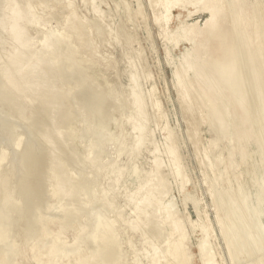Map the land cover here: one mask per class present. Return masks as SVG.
I'll return each instance as SVG.
<instances>
[{
    "label": "rangeland",
    "instance_id": "1",
    "mask_svg": "<svg viewBox=\"0 0 264 264\" xmlns=\"http://www.w3.org/2000/svg\"><path fill=\"white\" fill-rule=\"evenodd\" d=\"M30 1L31 3L28 4ZM44 1L0 0V7H2L0 8V17H2L0 18V228L2 229H0V264H176L177 262L182 264V261L177 260L173 252H170L173 242L178 239L176 235L178 233L170 229L172 227L169 224L172 219L179 222L185 237L183 247L185 257L188 256L186 257L188 263L183 264H264V186L262 184L264 183V110L260 108V101L263 98L259 92L264 87V83L262 85L260 83L264 81H261L260 77L261 82H256L261 87L253 83L255 74L264 76V65H262L264 54H261L264 53V0L223 1L225 7L230 6L227 7V14H229L226 16L228 21L226 24H230L229 29L234 25L231 20L234 19L233 16H237V13L233 14L240 5L252 13H250L248 28H253L246 29L250 39L248 36L245 40L243 37L238 40L240 36L237 30L234 27L230 29L231 34H234L231 35L233 38H231L233 41L231 45L236 47L234 48L235 60L238 57L236 67L237 62L238 66H244L238 67L237 70L235 68L236 75L238 78L241 77L239 81L242 82L239 83L241 86L236 87L239 89L238 93L242 94L237 93L236 87L231 89L234 93L226 87L229 91L227 93V89L223 86L226 84L222 80L223 82L216 85L217 89L215 86L211 89L215 88L208 96L205 94L209 89L207 87L211 83V86L214 84L212 69L209 72L207 68L204 69V63L208 64L206 53L204 54V50L201 49L195 51L191 39L187 40L186 37L189 36V24L192 22L202 24L201 22L208 14V10L203 8V0H184V2L168 0L166 3L160 0ZM226 1L232 2L230 3L232 5L225 4ZM23 6L25 8L29 6L31 11L24 10ZM14 7H19L17 9L20 12ZM253 7H255L254 10H252ZM11 9H13L11 14L14 12L16 14L14 18L11 16L12 20L18 19L15 21L16 26L13 25L14 30L10 26L9 11ZM23 11H27L28 15ZM27 16L31 21L26 19ZM18 28L23 35L27 34V36L24 35L29 46H24L27 49L19 48L17 45V37L22 36ZM9 29L13 34H10ZM110 31L112 32L109 33ZM12 35L15 36L12 37ZM45 41L51 44L52 48L46 45ZM54 41H58L57 44ZM253 43L255 48L253 47L252 50L258 51L255 54L258 53L256 56L259 61L255 54H251L254 53L250 51ZM241 45L245 47L242 48ZM199 51L203 52H200L201 56L206 57H200ZM17 53L21 56L20 58L16 56ZM248 53L254 55L255 59L254 57L248 59ZM44 54L48 55L47 58ZM49 55L52 57L50 58ZM28 56H31V61L26 60ZM38 57L42 58L41 61ZM66 57H69L68 60ZM14 58L18 61L26 58L25 65L21 59L19 62L23 65L17 66L16 64L20 63ZM10 59L16 60V63L12 61L16 67L11 64ZM253 59L256 61H252ZM8 61L13 69L15 67L21 70H13L11 67L12 70L9 69ZM186 61L188 64L185 63ZM257 61L263 62L260 63L262 70L258 67ZM192 62L198 64L201 69ZM27 64H32L34 67ZM180 65H186L189 68L186 69V66L180 67ZM3 67L6 68L3 69ZM28 67L29 73L34 74L35 71V74H29V82L25 84L21 74H24ZM192 67L197 69L193 70ZM31 68L35 70L32 72ZM252 69L254 73L256 71L259 73L252 75ZM38 70H41L43 78L45 73L43 70L48 72L45 73L47 84L39 76ZM174 70V74L178 73L181 76L174 75ZM237 71H241V75ZM13 73L17 74L12 77ZM37 76L40 78L35 81L36 83H32L33 87L31 80L35 77L37 79ZM263 76L262 80H264ZM133 78L137 81L136 83ZM39 80L43 81L39 82ZM187 81L193 83V86ZM15 84L19 89L15 88ZM49 84L51 87H48ZM218 88L222 91L225 88L226 93L221 95ZM200 89L203 92L200 93ZM213 94L217 95V98L213 102L215 105L213 104L211 108L209 99L215 96ZM240 96H244V104ZM228 98L230 101L227 109L229 110L225 121L229 129H224L225 132L220 129L219 119L217 120V116L214 117L212 111L213 106L221 105ZM239 99L242 106L245 105L247 108L244 110L249 116L247 118L245 115L244 120L240 113L232 112V109L233 111L236 109ZM47 106H51L50 109ZM138 110L143 114L142 112L140 114ZM237 125L240 126L237 127ZM247 128L253 130L252 135L247 140L242 139V134ZM235 130H241V133ZM237 135L241 136V139ZM138 140L142 144L137 142ZM154 168L158 169L153 170ZM63 172H66V175ZM258 176H260L259 179ZM25 177L34 181V187L28 190L29 192L26 191L27 193L19 190ZM142 184L145 186L143 187ZM229 191H232L231 194ZM6 200H11L13 204H9V201L7 203ZM141 202H145L148 207L144 203L145 206H142ZM148 202L155 205L152 204L151 207ZM66 204L69 205L66 206ZM140 205L142 208L139 207ZM141 209L143 212L145 210L146 218ZM138 212L143 214L140 213L145 220ZM238 213L240 216L237 215ZM97 232L103 233L102 236L98 234L97 237ZM109 239L110 242L107 241ZM104 244L105 247L107 245L106 248L103 247ZM100 249L106 250L105 254Z\"/></svg>",
    "mask_w": 264,
    "mask_h": 264
},
{
    "label": "bare ground",
    "instance_id": "2",
    "mask_svg": "<svg viewBox=\"0 0 264 264\" xmlns=\"http://www.w3.org/2000/svg\"><path fill=\"white\" fill-rule=\"evenodd\" d=\"M44 1V0H43ZM161 2L162 1H164L165 3L168 1V0H160ZM159 1V2H160ZM187 1V0H186ZM223 1L224 0H203V5H204V9H206V11L208 10V14H207V16H206V18H204V20H203V22H201L202 24H200V25H198L197 24V22H192L191 24H189V29H188V35L189 36H186L187 37V40H188V38H190L191 39V42H192V46H193V49H195V51L196 50H199V49H201V50H204L203 52H204V54L206 53V56H207V59H208V64L206 65V63H204L205 64V66H204V69H208V72H209V70L210 69H212L211 70V73H212V80L214 81V84H213V86H211V81H210V85H209V87H207V88H209L206 92H205V94L208 96L209 94H211V92L210 91H213L215 88H216V85L220 82H225L224 84H226V85H223V86H225V88L227 87L228 89H235V87L236 86H238L239 87V83H242V82H240L241 80L239 79V78H241V77H237V75H236V70H237V68L238 67H244L243 65H241V66H238L239 65V63L237 62V67H236V60L238 61V57L236 58V60H235V56H236V54H235V49L234 48H236V47H234V46H232L231 45V42H233L232 40H231V38H232V36L231 35H234L233 33L231 34V32H232V30H230L231 29V27H230V29H229V25L228 24H226V22H228V21H226V16L229 14H227V11H228V9H227V7H230L229 5H226L227 7H225L224 6V3H223ZM230 1V0H229ZM240 1H242V0H240ZM152 2H154V1H152ZM163 2V3H164ZM183 2H184V0H183ZM227 2V1H226ZM31 3V1L28 3V4H30ZM35 3V2H34ZM44 3H45V1H44ZM87 3H89V2H87ZM91 3V2H90ZM230 3H232V2H230ZM230 3H225V4H230ZM240 3V2H239ZM27 4V3H26ZM27 4V5H28ZM46 4V3H45ZM85 4V3H84ZM92 4V3H91ZM197 4V3H196ZM200 4H202L201 2H200ZM248 4V3H247ZM252 4V3H251ZM32 5V4H31ZM82 5H83V3H82ZM230 5H232V4H230ZM239 5V4H238ZM154 6V5H153ZM200 6V5H199ZM202 6V5H201ZM255 6V5H254ZM16 7V6H15ZM14 7V8H15ZM27 7V6H26ZM93 7V6H92ZM240 7V8H239ZM247 7H248V5H247ZM0 8H2V7H0ZM18 9H19V7H17ZM17 8H15V10H17V11H19ZM23 8H25L24 6H23ZM39 8V7H38ZM202 8V9H203ZM232 8V7H231ZM230 8V9H231ZM249 8V7H248ZM251 8H252V6H251ZM251 8H250V10H251ZM254 8L255 7H253V9L252 10H254ZM257 8V7H256ZM26 9H28L29 10V6L27 7V8H25L24 10H26ZM96 9V8H95ZM7 10V9H6ZM13 9H11L9 12H10V17L11 16H13V18H14V16H16V14H11ZM20 10H22L21 8H20ZM27 10V11H28ZM34 10V9H33ZM32 10V11H33ZM35 10H37V9H35ZM86 10V9H85ZM165 10V9H164ZM251 10V11H252ZM27 11H23V12H27ZM31 11V9L29 10V12ZM38 11V10H37ZM39 11H40V9H39ZM38 11V12H39ZM42 11V10H41ZM96 11V10H95ZM199 11H200V9H199ZM231 11H232V9H231ZM20 12V11H19ZM18 12V13H19ZM158 12V11H157ZM197 12V11H196ZM201 12V11H200ZM28 13V12H27ZM26 13V14H27ZM35 13V12H34ZM74 13V12H73ZM72 13V14H73ZM237 13V16L235 15ZM250 11L247 9V8H243V7H241V5L240 6H238L236 9H235V13L233 14V15H235V16H233L234 17V19L232 18V20H231V22H233V24H231V25H233V27L237 30V33L239 34V36H240V38H238V40H241L242 39V37H243V39L245 40L248 36H247V33H246V29L248 28V25H249V23H250ZM255 13H256V10H255ZM254 13V14H255ZM20 14V13H19ZM26 14H25V16H26ZM32 14H33V12H32ZM48 14V13H47ZM70 14V13H69ZM71 14V15H72ZM252 14V13H251ZM28 15V14H27ZM30 15V14H29ZM35 15V14H34ZM33 15V16H34ZM37 15V14H36ZM50 15V14H49ZM101 15V14H100ZM160 15V14H159ZM190 15V14H189ZM230 15H232V14H230ZM4 16H6V15H4ZM19 16V15H18ZM41 16V15H40ZM47 16V15H46ZM73 16V15H72ZM81 16H82V14H81ZM157 16H158V14H157ZM21 17V16H20ZM29 17H31V15L29 16ZM28 16H27V20L28 21H31V20H29L28 18H29ZM37 17V16H36ZM162 17H163V15H162ZM253 17V16H252ZM257 17V16H256ZM0 18H2V17H0ZM41 18V17H40ZM48 18V17H47ZM68 18V17H67ZM104 18V17H103ZM109 18V17H108ZM31 19V18H30ZM74 19H75V17H74ZM78 19V18H77ZM166 19V18H165ZM254 19V18H253ZM255 19H257V18H255ZM9 20V19H8ZM10 20H11V22H10V26H12L11 28L13 29V25H15L16 26V24H15V21H17V20H12V17L10 18ZM26 20V21H27ZM43 20V19H42ZM42 20H41V22H42ZM79 20V19H78ZM159 20V19H158ZM33 21V20H32ZM257 21H259V20H257ZM264 21V20H263ZM77 22V21H76ZM230 22V21H229ZM17 23V22H16ZM19 23H20V20H19ZM36 23V22H35ZM69 23V22H68ZM260 23V22H259ZM18 24V23H17ZM30 23H28V25H29ZM43 24V23H42ZM67 24V23H66ZM111 24V23H110ZM109 24V25H110ZM257 24H258V22H257ZM43 25H45V24H43ZM252 25H254V24H252ZM260 25V24H259ZM258 25V26H259ZM9 26V27H10ZM71 28H72V30H73V25H72V23H71ZM107 26V25H106ZM2 27V26H1ZM18 27V26H17ZM104 27V26H103ZM185 27V26H184ZM188 27V26H187ZM233 27H232V29H233ZM3 28V27H2ZM66 28V27H65ZM107 28V27H106ZM249 28H251V27H249ZM248 28V29H249ZM253 28V27H252ZM251 28V29H252ZM16 29V28H15ZM19 29V28H18ZM18 29H17V31H18ZM26 29V28H25ZM25 29H23V30H25ZM108 29V28H107ZM256 29H257V27H256ZM10 30V34H13V32L11 31V29H9ZM14 30V29H13ZM66 30H67V28H66ZM79 30V29H78ZM235 30V31H236ZM19 31H20V29H19ZM68 31V30H67ZM74 31V30H73ZM81 31V30H80ZM120 31V30H119ZM235 31H233V32H235ZM21 32V31H20ZM112 31H110L109 33H111ZM259 32H260V30H259ZM9 33V32H8ZM18 33V32H17ZM29 33V32H28ZM93 33V32H92ZM107 33V32H106ZM181 33V32H180ZM186 34H187V31L185 32ZM236 33V32H235ZM252 33V32H251ZM257 33V32H256ZM81 34V33H80ZM108 34V33H107ZM173 34V33H172ZM255 34V33H254ZM21 35L22 36H19V37H17L18 38V41H17V39H16V41H17V45H19V48H23L24 46H26L27 45V43H26V41H27V39H26V37L25 36H27V34L24 36L23 35V33L21 32ZM75 35V34H74ZM237 35V34H236ZM257 35H259L258 33H257ZM261 35V34H260ZM13 36H15V35H12V37ZM16 36H18V35H16ZM49 36V35H48ZM52 36V35H51ZM54 36V35H53ZM78 36V35H77ZM110 36H112V35H110ZM181 36H183V35H181ZM238 36V35H237ZM251 36H253V34L251 35ZM44 37H46V36H44ZM118 37V36H117ZM261 37V36H260ZM15 38V37H14ZM48 38V37H47ZM174 38V37H173ZM253 38V37H252ZM251 38V39H252ZM28 39H29V37H28ZM60 39V38H59ZM105 39V38H104ZM119 39V38H118ZM171 39V38H170ZM189 39V40H190ZM233 39V38H232ZM249 39H250V36H249ZM254 39V38H253ZM45 40V39H44ZM51 40V39H50ZM65 40V39H64ZM257 40H258V38H257ZM261 40V39H260ZM29 41V40H28ZM115 41V40H114ZM120 41V40H119ZM173 41H174V39H173ZM172 41V42H173ZM177 41V40H176ZM248 41V40H247ZM246 41V42H247ZM251 41V40H250ZM249 41V43H252V42H250ZM253 41H255V40H253ZM262 41V40H261ZM46 42V41H45ZM44 42V43H45ZM52 42V41H51ZM50 42V43H51ZM55 42V44H57L56 42H58V41H54ZM53 42V43H54ZM60 42V41H59ZM67 42V41H66ZM69 42V44H72V43H70V41H68ZM74 42V41H73ZM98 42V41H97ZM111 42V41H110ZM175 42V41H174ZM240 42V41H239ZM238 42V43H239ZM242 42V41H241ZM256 42V41H255ZM105 43V42H104ZM117 43V42H116ZM119 43V42H118ZM123 43V42H122ZM243 43V42H242ZM249 43H248V46H249ZM257 43V42H256ZM263 43V42H262ZM43 44V43H42ZM63 44V43H62ZM247 44V43H246ZM246 44H244V45H246ZM254 44V43H253ZM264 44V43H263ZM46 45H50V47L52 46L51 44H48V42H46ZM45 45V46H46ZM73 45V44H72ZM28 46V45H27ZM59 46V45H58ZM237 46V45H236ZM255 46V44L251 47V44H250V47H251V49H250V51H254V53L252 52L251 54H255V52H258V51H255V50H252V48ZM261 46H263V45H261ZM29 47V46H28ZM43 47H44V45H43ZM54 47V46H53ZM64 47V46H63ZM68 47V46H67ZM73 47V46H72ZM75 47V46H74ZM100 47V46H99ZM241 47L243 48V47H245V46H242L241 45ZM260 47V46H259ZM18 48V49H19ZM52 48V47H51ZM58 48V47H57ZM192 48V47H191ZM238 48V47H237ZM255 48V47H254ZM253 48V49H254ZM256 48H258V47H256ZM261 48V47H260ZM24 49H27V47L25 48L24 47ZM47 49H49V47L47 48ZM66 49V48H65ZM249 49V48H248ZM264 49V48H263ZM21 50V49H20ZM23 50V49H22ZM70 50H73V49H70ZM237 50V49H236ZM241 52L243 51V50H241V48L239 49ZM261 50H262V48H261ZM16 51V50H15ZM41 51V50H40ZM43 51V50H42ZM60 51V50H59ZM65 51V50H64ZM76 51V50H75ZM235 51V52H234ZM249 51V52H250ZM24 52V51H23ZM22 52V53H23ZM50 53L52 52L51 50L49 51ZM73 52V51H72ZM198 52V51H197ZM203 53L202 51H199V54L198 55H200V57H202L201 56V53ZM240 52V53H241ZM246 52V51H245ZM261 52V51H260ZM19 53V52H18ZM18 53H17V55L16 56H18ZM30 53V52H29ZM39 53H41V52H39ZM186 53V52H185ZM189 53H190V51H189ZM237 53H239V51L237 52ZM14 54H16V53H14ZM42 54V53H41ZM48 54V53H47ZM68 54V53H67ZM187 54H188V52H187ZM196 54V53H195ZM242 54V53H241ZM241 54H239L240 56H241ZM249 54V56H248V59H252V57H254V55H250V53H248ZM258 54V53H257ZM257 54H255V56L257 55ZM262 55L264 54V53H261ZM25 55H27V54H25ZM45 55V54H44ZM73 55V54H72ZM238 55V56H239ZM260 55V54H259ZM15 56V57H16ZM23 56V55H22ZM46 56H48V55H45V57ZM57 56H58V54H57ZM189 56V55H188ZM205 55L203 56V57H206ZM239 56V57H240ZM12 57H13V55H12ZM21 56H18V58H20ZM25 57V56H24ZM27 57V56H26ZM29 58H25L26 60H29L30 59V57L31 56H28ZM49 57H50V55H49ZM52 57V56H51ZM50 57V58H51ZM59 57V56H58ZM73 57V56H72ZM72 57H71V59H72ZM87 57V56H86ZM190 57H192V55L190 56ZM195 57H198V56H195ZM242 57V56H241ZM260 57V56H259ZM40 57H38V59H39ZM47 58V57H46ZM60 58V57H59ZM67 59L66 60H68V58L69 57H66ZM199 58V57H198ZM256 58L258 59V57L256 56ZM264 58V57H263ZM263 58H261V59H263ZM13 59V58H12ZM14 59H17V58H14ZM22 60H23V58H21ZM20 59V60H21ZM24 59V60H25ZM41 59L42 58H40V60L39 61H41ZM75 59V58H74ZM201 59V58H200ZM205 59V58H204ZM203 59V61H205ZM206 59V60H207ZM248 59H247V63H248V65H250V63L248 62ZM254 59H255V57H254ZM254 59L252 60V61H254ZM260 59V60H261ZM11 60V59H10ZM19 60V61H20ZM23 60V61H24ZM186 60H188V58L186 59ZM193 60V59H192ZM240 60V59H239ZM12 61H16V60H11V62ZM17 61H18V59H17ZM18 61V62H19ZM30 61H31V59H30ZM29 61V62H30ZM43 61V60H42ZM54 61V60H53ZM60 61H61V59H60ZM69 61H70V59H69ZM68 61V62H69ZM183 61V60H182ZM256 61V60H255ZM254 61V62H255ZM258 61H259V59H258ZM257 61V62H258ZM10 61H8V65L10 64L9 63ZM14 62H12L11 64L12 65H14L13 63ZM27 62V61H26ZM34 63H36L35 61H33ZM56 62V61H55ZM79 62H81V61H79ZM129 62V61H128ZM239 62H241V60L239 61ZM264 62V61H263ZM263 62H258L257 64H258V67H260L261 68V64L263 63ZM16 63V62H15ZM20 63V62H19ZM43 63V62H42ZM58 63V62H57ZM61 63V62H60ZM65 63V62H64ZM74 63H77V62H74ZM73 63V64H74ZM184 63V62H183ZM185 63H187V61L185 62ZM190 63H191V61H190ZM193 63V62H192ZM197 63H199V62H197ZM252 63V62H251ZM261 63V64H260ZM10 64V65H11ZM53 64H56V63H53ZM52 64V65H53ZM61 64H63V63H61ZM86 64V63H85ZM129 64V63H128ZM188 64V63H187ZM186 64V65H187ZM193 64H196V63H193ZM193 64H192V66H193ZM202 64H203V62H202ZM255 64V63H254ZM253 64V65H254ZM9 65V69H11L12 68V66H10ZM17 66L18 65H23V63H20V64H16ZM16 65H14L15 67H16ZM24 65H25V61H24ZM28 65V64H27ZM30 65H32V64H30ZM30 65H28V66H30ZM36 65V64H35ZM38 65V64H37ZM36 65V66H37ZM59 65V64H58ZM91 65V64H90ZM95 65V64H94ZM184 65V64H183ZM185 65V66H186ZM197 66H199L198 64H196ZM262 65H264V64H262ZM13 66V67H14ZM40 66V65H39ZM49 67H50V65H48ZM57 66V65H56ZM60 66V65H59ZM182 65H180V67H181ZM185 66H182V67H185ZM188 66V65H187ZM185 67L186 69H188L189 67ZM251 66H252V64H251ZM255 66V65H254ZM11 67V68H10ZM14 67V69L13 70H17V68H15ZM27 67V66H26ZM34 66L32 65V68H33ZM58 67V66H57ZM56 67V68H57ZM81 67V66H80ZM191 67V66H190ZM256 67V66H255ZM6 68V67H5ZM4 67H3V69H5ZM19 68V67H18ZM31 68V69H32ZM48 68V67H47ZM55 68V67H54ZM55 68V69H56ZM64 68V67H63ZM128 68V67H127ZM185 68H183L184 70H185ZM196 68V67H195ZM199 68H200V66H199ZM198 68V69H199ZM235 68H236V70H235ZM251 68V67H250ZM263 68H264V66H263ZM263 68H261V70L263 69ZM11 69V70H12ZM62 69V68H61ZM75 69V68H74ZM79 69V68H78ZM83 69V68H82ZM132 69V68H131ZM177 69V68H176ZM192 69H193V67H192ZM197 69V68H196ZM196 69H193V70H196ZM201 69V68H200ZM239 69V68H238ZM242 69V68H241ZM240 69V70H241ZM19 70H21V69H19ZM19 70H17V71H19ZM35 70V69H34ZM33 69L31 70L32 72L34 71ZM42 70V69H41ZM41 70H38V74H39V71H40V75L39 76H41V79L43 78L42 77V74H41ZM48 70V69H47ZM88 70V69H87ZM130 70V69H129ZM178 70V69H177ZM176 70V71H177ZM244 70H246V69H244ZM264 70V69H263ZM3 71V70H2ZM10 71V70H9ZM29 71H30V68L28 67L27 69H26V71L24 72V71H20V72H24V74L22 73L21 74V78H23V81H24V83L25 84H28V82H29V78H28V76H29ZM36 71H37V69H36ZM45 73H46V71L45 70H43ZM51 71V70H50ZM74 71V70H73ZM180 71H182V70H180ZM207 71V70H206ZM248 71V70H247ZM252 71H253V74L252 75H254L256 72L257 73H259V71H256L255 73H254V70L252 69ZM4 72V71H3ZM7 72V71H6ZM76 72V71H75ZM81 72V71H80ZM130 72V71H129ZM136 72V71H135ZM174 72H175V70L173 71V74H174ZM184 72V71H183ZM200 72V71H199ZM238 72V71H237ZM241 72V71H240ZM240 72H238V73H240ZM262 72V71H261ZM5 73V72H4ZM8 73H10V72H8ZM43 73V72H42ZM43 73L44 74V83H46V79H45V76H46V74L48 73ZM72 73V72H71ZM133 73V72H132ZM132 73H130V74H132ZM180 73V72H179ZM185 73V72H184ZM184 73H183V75H184ZM195 73V72H194ZM201 73H202V71H201ZM204 73V72H203ZM15 74H17V73H15ZM15 74L13 73L11 76L13 77V76H15ZM31 74H33V73H31ZM30 74V75H31ZM34 74H35V71H34ZM33 74V75H34ZM63 74V73H62ZM177 75H178V73H176ZM176 74H174V75H176ZM186 74V73H185ZM197 74V73H196ZM204 74H206V73H204ZM65 75V74H64ZM81 75V74H80ZM86 75V74H85ZM182 75V76H183ZM203 75V74H202ZM210 75V74H209ZM240 75H241V73H240ZM239 75V76H240ZM9 76V75H8ZM36 76V75H35ZM59 76V75H58ZM69 76V75H68ZM87 76V75H86ZM132 76V75H131ZM135 76V75H134ZM178 76H181V74L180 75H178ZM194 76H195V74H194ZM207 76V75H206ZM262 76L263 75H259V74H255L254 75V81L251 79V81H253V83H255V84H257V83H259V81H260V77H261V81H264V80H262ZM20 77V76H19ZM32 77H34V76H32ZM70 77H72V76H70ZM70 77H68V78H70ZM85 77V76H84ZM200 77H201V75H200ZM208 77V76H207ZM211 77V76H210ZM249 77V76H248ZM264 77V76H263ZM8 78H10V77H8ZM30 78H31V76H30ZM36 78V77H35ZM35 78H33L34 79V82H32V80H31V84L32 83H36L35 81L36 80H38L40 77H38L37 76V79H35ZM46 78H47V76H46ZM180 78V77H179ZM185 78V77H184ZM192 78V77H191ZM205 78V77H204ZM253 78V77H252ZM13 82H14V80L12 79V78H10ZM16 79V78H15ZM20 79V78H19ZM59 79V78H58ZM61 79V78H60ZM65 79V78H64ZM129 79H130V77H129ZM136 79V78H135ZM194 79H195V77H194ZM200 79V78H199ZM18 80V79H17ZM16 80V81H17ZM52 80H53V78H52ZM57 80V79H56ZM78 80V79H77ZM85 80V79H84ZM133 80H134V78H133ZM180 80V79H179ZM182 80H183V78H182ZM188 80V79H187ZM198 80V79H197ZM196 80V81H197ZM204 80V79H203ZM210 80H211V78H210ZM223 80V81H222ZM240 80V81H239ZM243 80V79H242ZM41 80H39V82H40ZM43 81V80H42ZM41 81V82H42ZM82 81V80H81ZM88 81V80H87ZM94 81V80H93ZM136 80H134V82H135ZM190 81V80H189ZM189 81H187V82H189ZM260 81V82H261ZM38 82V81H37ZM64 82V81H63ZM91 82V81H90ZM137 82V81H136ZM135 82V83H136ZM183 82V81H182ZM182 82H181V85H182ZM200 82V81H199ZM203 82V81H202ZM257 82V83H256ZM20 83V82H19ZM18 83V84H19ZM94 83H95V81H94ZM129 83V82H128ZM132 83V82H131ZM184 83H185V81H184ZM190 83V82H189ZM194 83H195V81H194ZM264 82H262V83H260L261 85L263 84ZM31 84H30V86H31ZM38 84V83H37ZM36 84V85H37ZM47 84V83H46ZM53 84V83H52ZM133 84V83H132ZM175 84H177V83H175ZM188 84V83H187ZM193 84V83H192ZM191 83H190V85L191 86H193ZM223 84V83H222ZM260 84H257V85H259L260 86ZM9 85H11L10 84V81H9ZM13 85V84H12ZM33 85V87H34V84H32ZM35 85V86H36ZM39 85V84H38ZM90 85V84H89ZM92 85V84H91ZM95 85V84H94ZM184 85V84H183ZM189 85V86H190ZM195 85V84H194ZM207 85V84H206ZM257 85H256V87H257ZM14 86V85H13ZM13 86H12V88H13ZM70 86V85H69ZM137 86V85H136ZM135 86V87H136ZM190 86V87H191ZM199 86V85H198ZM203 86H204V84H203ZM202 86V87H203ZM215 86V88L213 89V90H211L213 87ZM241 86V85H240ZM258 86V87H259ZM264 86V85H263ZM23 87V86H22ZM37 87V86H36ZM35 87V88H36ZM42 87V86H41ZM48 87H51V84H49V86ZM87 87H89V86H87ZM97 87V86H96ZM179 87V86H178ZM183 87V86H182ZM197 87V86H196ZM201 87V88H202ZM219 87H221L220 85H219ZM238 87H236V89H237V93L239 92L238 90ZM257 87V88H258ZM261 87V86H260ZM260 87H259V89H260ZM15 88H17V89H19V87H17V85L15 84ZM29 88V87H28ZM31 88H32V86H31ZM35 88H33V89H35ZM92 88V87H91ZM95 88V87H94ZM108 88V87H107ZM132 88V87H131ZM130 88V89H131ZM181 88V87H180ZM198 88V87H197ZM197 88H196V90H197ZM225 88H224V90H225ZM226 88V89H227ZM256 88V89H257ZM264 88V87H263ZM262 88V91L260 90H257V92L259 91L260 92V96H262V98H263V100H259L260 101V108L262 109V110H264V89ZM22 89H26V88H22ZM21 89V90H22ZM50 89V88H49ZM53 89V88H52ZM88 89V88H87ZM128 89V88H127ZM134 89V88H133ZM183 89V88H182ZM185 89V88H184ZM186 89H187V86H186ZM205 88H203V90H204ZM217 89V88H216ZM221 89H223V88H221ZM228 89H227V93L229 92L228 91ZM36 90H38V89H36ZM58 90V89H57ZM65 90H67V89H65ZM89 90V89H88ZM87 90V91H88ZM100 91H101V89H99ZM107 90V89H106ZM105 90V91H106ZM218 90H219V88H218ZM217 90V92L219 93V91H221L220 92V94L222 95V93H226V91L224 92V90L222 91V90H219L218 91ZM231 90V91H232ZM27 91V90H26ZM51 91V90H50ZM64 91V90H63ZM78 91V90H77ZM104 91V90H103ZM109 91V90H108ZM113 91V90H112ZM123 91V90H122ZM199 91V90H198ZM230 91V92H231ZM236 91V90H235ZM67 92V91H66ZM65 92V93H66ZM102 92V91H101ZM111 92V91H110ZM119 92H121V91H119ZM201 92H203V91H201V89H200V93ZM233 92V91H232ZM231 92V93H232ZM241 92H243L242 90H241ZM33 93V92H32ZM56 93V92H55ZM58 93V92H57ZM68 93V92H67ZM71 93H73V92H71ZM70 93V94H71ZM126 93V92H125ZM129 93H132V92H129ZM213 93V92H212ZM234 93V92H233ZM263 93V94H262ZM54 94V93H53ZM64 94V93H63ZM102 94H103V92H102ZM111 94V93H110ZM219 94V95H220ZM239 95L240 94H242V93H238ZM238 94H236V95H238ZM61 95V94H60ZM93 95V94H92ZM92 95H90L91 97H92ZM96 95V94H95ZM113 95V94H112ZM115 95V94H114ZM136 95V94H135ZM202 95V94H201ZM213 95H215V94H213ZM244 95V94H243ZM258 95V94H257ZM256 95V96H257ZM15 96V95H14ZM29 96V95H28ZM48 96V95H47ZM52 96V95H51ZM54 96V95H53ZM52 96V97H53ZM57 96V95H56ZM89 96V97H90ZM119 96V95H118ZM132 96V95H131ZM130 96V97H131ZM206 96V97H207ZM217 95H215V96H213L211 99H209L210 100V106H211V108H212V105L214 104L213 102H214V100H215V98H217L216 97ZM245 96V95H244ZM244 96H240V98H242L243 99V97ZM17 97V96H16ZM41 97H42V95H41ZM46 97V96H45ZM50 97V96H49ZM52 97H50V99H53ZM55 97V96H54ZM59 97H61V96H59ZM86 97V96H85ZM84 97V98H85ZM95 97V96H94ZM102 97V96H101ZM111 97V96H110ZM135 97V96H134ZM15 98V97H14ZM67 98V97H66ZM78 98V97H77ZM97 98V97H96ZM104 98V97H103ZM123 98V97H122ZM137 98V97H136ZM141 98V97H140ZM208 98V97H207ZM237 98H239V97H237ZM237 98L235 99V100H237ZM45 99V98H44ZM48 99V98H47ZM50 99H48L49 101H50ZM88 99V98H87ZM89 99H92V98H89ZM142 100H143V98H141ZM224 99H226V98H224ZM14 101H15V99H13ZM17 100V99H16ZM48 100H47V102H48ZM76 100V99H75ZM94 100V99H93ZM92 100V101H93ZM102 100V99H101ZM132 100V99H131ZM139 100V99H138ZM240 100V99H239ZM244 100L245 99H243V104H244ZM257 100V99H256ZM42 101H44V100H42ZM56 101H57V99H56ZM62 101V100H61ZM82 101V100H81ZM90 101V100H89ZM98 101V100H97ZM111 101V100H110ZM109 101V102H110ZM113 101V100H112ZM117 101V100H116ZM135 101H137L136 99H135ZM229 98L224 102V101H221V102H224V103H222L221 105L219 104V105H216V106H213L214 108H213V114L215 115L214 117H218L217 118V120L219 119V121L218 122H220V125H219V127H221L220 129H223V131H225L224 129H229L228 127H226L227 126V122L225 121V118H227L226 117V115H227V112H228V110H229V108L227 109V105H228V103H229ZM13 102V101H12ZM139 102H141L140 100H139ZM205 102H207V101H205ZM204 102V103H205ZM219 102V101H218ZM237 102V101H236ZM40 103V102H39ZM45 103V102H44ZM72 103V102H71ZM89 103H92V102H89ZM99 103V102H98ZM128 103V102H127ZM138 103V102H137ZM246 103V102H245ZM49 104V103H48ZM70 104V103H69ZM87 104V103H86ZM103 104V103H102ZM136 104V103H135ZM140 104V103H139ZM142 104V103H141ZM236 104H238L237 106H235V110L233 111V109H232V112L233 113H236V114H238V113H240L242 116H243V119L242 120H244V117H245V115H247L246 117L248 118L249 116H248V114L245 112L246 110H244L246 107H245V105H244V107L242 106V103H241V100L239 101V102H237ZM65 104H63V106H64ZM73 105V104H72ZM76 105V104H75ZM93 105V104H92ZM99 105H101V104H99ZM104 105V104H103ZM115 105V104H114ZM117 105V104H116ZM134 105V104H133ZM143 105H144V103H143ZM206 105V104H205ZM215 105V104H214ZM45 106V105H44ZM54 106H56V105H54ZM61 106V105H60ZM77 106H79V105H77ZM90 106V105H89ZM102 106V105H101ZM120 106V105H119ZM122 106V105H121ZM142 106V105H141ZM206 106H208V105H206ZM48 107V106H47ZM51 107V106H50ZM50 107H48V109H50ZM105 107H106V105H105ZM104 107V108H105ZM125 107V106H124ZM131 107H133V106H131ZM143 107V106H142ZM142 107H140V108H142ZM57 108V107H56ZM94 108V107H93ZM95 108H97V107H95ZM137 108V107H136ZM135 108V109H136ZM138 108H139V106H138ZM137 108V109H138ZM233 108V107H232ZM54 109V108H53ZM84 109V108H83ZM107 109V108H106ZM117 109H118V107H117ZM120 109H122L121 107H120ZM124 109V108H123ZM247 109V108H246ZM249 109V108H248ZM47 110V109H46ZM93 110V109H92ZM110 110V109H109ZM143 110V109H142ZM54 111H56V109L54 110ZM53 110H52V112H54ZM57 111H58V109H57ZM100 111V110H99ZM138 111H140V110H138ZM196 111H198V110H196ZM249 111V110H248ZM80 112V111H79ZM102 112V111H101ZM110 112H111V110H110ZM141 112L142 111H140V114H141ZM145 112H146V110H145ZM263 112V111H262ZM209 113H210V111H209ZM232 113V114H233ZM246 113V114H245ZM81 114V113H80ZM91 114V113H90ZM93 114V113H92ZM91 114V115H92ZM142 114H143V112H142ZM198 114H200L199 112H198ZM239 114V115H240ZM262 114V113H261ZM58 116H59V114H57ZM96 115V114H95ZM264 115V114H263ZM49 116H51L50 114H49ZM52 116H54V114L52 115ZM62 116V115H61ZM67 116V115H66ZM81 116V115H80ZM129 116V115H128ZM127 116V117H128ZM133 116V115H132ZM228 116V115H227ZM242 116H241V118H242ZM110 117V116H109ZM126 117V118H127ZM136 117H138V116H136ZM198 117V116H197ZM213 117V118H214ZM237 117V116H236ZM240 117V116H239ZM66 118V117H65ZM68 118H70L69 116H68ZM84 118V117H83ZM95 118V117H94ZM93 118V119H94ZM246 118V119H247ZM53 119V118H52ZM64 119V118H63ZM92 119V120H93ZM129 119V118H128ZM245 119V120H246ZM263 119V118H262ZM133 120V119H132ZM138 120V119H137ZM145 120V119H144ZM251 120V119H250ZM250 120H248L249 122H250ZM49 121H52V120H49ZM89 121V120H88ZM143 121V120H142ZM215 121V120H214ZM239 121H241V120H239ZM248 121H247V123H248ZM252 121V120H251ZM53 122V121H52ZM137 122V121H136ZM146 122V121H145ZM217 122V123H218ZM243 121H241V123H242ZM245 122V121H244ZM54 123V122H53ZM98 123V122H97ZM100 123V122H99ZM105 123V122H104ZM210 123V122H209ZM61 124V123H60ZM59 124V125H60ZM65 124H68V123H65ZM132 124V123H131ZM140 124V123H139ZM142 124V123H141ZM238 124V123H237ZM244 125H245V123H243ZM53 125V124H52ZM88 125V124H87ZM137 125V124H136ZM135 125V126H136ZM230 125V124H229ZM247 125V124H246ZM54 126V125H53ZM52 126V127H53ZM91 126V125H90ZM102 126V125H101ZM212 126V125H211ZM240 126V125H239ZM238 125H237V127H239ZM49 127V126H48ZM51 127V128H52ZM55 127V126H54ZM59 127V126H58ZM105 127V126H104ZM139 127H140V125H139ZM236 127V126H235ZM245 127V126H244ZM248 127V126H247ZM50 128V129H51ZM57 128V127H56ZM60 128V127H59ZM135 128V127H134ZM54 129V128H53ZM100 129V128H99ZM137 129H138V127H137ZM218 129V128H217ZM238 129V128H237ZM52 130V129H51ZM214 130V129H213ZM248 130V131H247ZM247 132L244 130V134H242L243 135V137H242V139L244 138V139H248L251 135H252V131L253 130H249L248 128H247ZM136 131V130H135ZM235 131H238V130H235ZM241 130H239L238 132H240ZM242 131H243V128H242ZM216 132V131H215ZM222 132V131H221ZM226 132V131H225ZM62 133V132H61ZM219 133V132H218ZM236 133V132H235ZM241 133V132H240ZM226 134V133H225ZM224 134V135H225ZM61 135V134H60ZM239 135H241V134H239ZM62 136V135H61ZM238 136V135H237ZM135 137H137V136H135ZM239 137V136H238ZM241 137V136H240ZM239 137V138H240ZM62 138V137H61ZM112 138V137H111ZM63 139V138H62ZM68 139V138H67ZM146 139V138H145ZM241 139V138H240ZM71 140V139H70ZM136 141V140H135ZM145 141V140H144ZM137 142H139V140L137 141ZM261 142V144H263L262 143V141H260ZM139 143H141V142H139ZM138 144V143H137ZM142 144V143H141ZM75 145V144H74ZM140 145V144H139ZM28 146V145H27ZM134 146H136V145H134ZM138 147V146H137ZM153 147V146H152ZM74 148H76V147H74ZM135 147H133V149H134ZM140 148V147H139ZM263 148V147H262ZM130 149V148H129ZM138 149V148H137ZM136 149V150H137ZM28 150V149H27ZM29 150H30V148H29ZM35 150H36V148H35ZM34 150V151H35ZM131 150V149H130ZM263 150H264V148H263ZM129 151V150H128ZM154 151V150H153ZM205 151V150H204ZM31 152V151H30ZM37 152V151H36ZM39 152V151H38ZM37 152V153H38ZM72 152V151H71ZM75 152V151H74ZM27 153H29V152H27ZM121 153V152H120ZM242 153H244V151L242 152ZM72 154V153H71ZM75 154V153H74ZM119 155V154H118ZM243 155V154H242ZM70 156V155H69ZM99 156V155H98ZM75 157V156H74ZM53 158H54V156H53ZM91 158V157H90ZM220 158V157H219ZM23 159V158H22ZM24 159H25V157H24ZM55 159V158H54ZM158 159V158H157ZM156 159V160H157ZM218 159V158H217ZM92 160V159H91ZM220 160V159H219ZM24 161H26V160H24ZM87 161V160H86ZM85 161V162H86ZM116 161V160H115ZM22 162V161H21ZM33 162V161H32ZM89 162V161H88ZM87 162V163H88ZM95 162V161H94ZM93 162V163H94ZM113 162V161H112ZM157 162V161H156ZM155 162V163H156ZM55 163V162H54ZM90 163V162H89ZM89 163H88V165H89ZM158 163V162H157ZM51 164V163H50ZM91 164V163H90ZM112 164V163H111ZM213 164V163H212ZM219 164V163H218ZM21 165V164H20ZM57 165V164H56ZM153 165V164H152ZM156 165V164H155ZM161 165V164H160ZM32 166V165H31ZM55 166V165H54ZM60 166H62V165H60ZM59 166V167H60ZM107 166V165H106ZM159 166V165H158ZM23 167H25V166H23ZM91 167V166H90ZM98 167V166H97ZM112 167H114V166H112ZM151 167V166H150ZM153 167V166H152ZM157 167V166H156ZM211 167V166H210ZM27 168V167H26ZM49 168V167H48ZM92 169H93V167H91ZM105 168H107V167H105ZM159 168V167H158ZM158 168H156V169H158ZM155 168L153 169V170H156ZM58 170V169H57ZM65 170V169H64ZM117 170V169H116ZM122 170H123V168H122ZM225 170V169H224ZM67 171H68V169H67ZM106 171V170H105ZM114 171V170H113ZM118 171H119V169H118ZM121 171V170H120ZM253 171V170H252ZM29 172V171H28ZM54 172V171H53ZM122 172V171H121ZM150 172V171H149ZM156 172V171H155ZM66 172H63V174H65ZM157 173V172H156ZM155 173V174H156ZM139 174V173H138ZM254 174V173H253ZM33 175V174H32ZM66 175V174H65ZM148 175V174H147ZM20 176V175H19ZM31 177H33V176H31ZM121 177V176H120ZM148 177V176H147ZM155 177V176H154ZM153 177V178H154ZM219 177V176H218ZM254 177H256L255 175H254ZM259 177L260 176H258V179H259ZM66 178V177H65ZM64 178V179H65ZM74 178V177H73ZM149 178H150V176H149ZM152 178V177H151ZM157 178V177H156ZM250 178V177H249ZM25 179V181H23L22 182V185L20 184V187H19V190H20V192H26V191H30L33 187H34V185H33V182L31 181L32 179H28V178H24ZM83 179V178H82ZM256 179V178H255ZM254 179V180H255ZM29 180V181H28ZM71 180V179H70ZM85 180V179H84ZM157 180V179H156ZM226 180V179H225ZM141 181V180H140ZM148 181V180H147ZM21 182V181H20ZM67 182H69V181H67ZM81 182V181H80ZM84 182V181H83ZM149 182H150V180H149ZM154 182H155V179H154ZM153 182V180H152V183H154ZM162 183V182H161ZM263 184V186H264V183H262ZM143 185V187L145 186L144 184H142ZM141 185V186H142ZM163 185V184H162ZM239 185V184H238ZM258 185V184H257ZM256 185V186H257ZM158 186V185H157ZM159 186H160V184H159ZM214 186V185H213ZM217 186V185H216ZM259 186V185H258ZM65 187H67V186H65ZM69 187H70V185H69ZM153 187H155V186H153ZM68 188V187H67ZM75 188V187H74ZM166 188V187H165ZM216 188V187H215ZM237 188V187H236ZM263 188V187H262ZM18 189V188H17ZM76 189V188H75ZM78 189V188H77ZM142 189V188H141ZM231 189V188H230ZM233 189H235V187L233 188ZM84 190V189H83ZM87 190V189H86ZM165 190V189H164ZM221 190V189H220ZM224 190V189H223ZM237 190V189H236ZM28 191V192H29ZM60 191H61V189H60ZM137 191V190H136ZM226 191V190H225ZM239 191V190H238ZM241 191V190H240ZM62 192H64V191H62ZM71 192V191H70ZM86 192V191H85ZM157 192V191H156ZM232 192V191H231ZM231 192L229 191V193L231 194ZM19 192H17V194H18ZM27 193V192H26ZM69 193V192H68ZM74 193H76V192H74ZM74 193H72V194H74ZM158 193V192H157ZM220 193V192H219ZM237 193V192H236ZM239 193V192H238ZM79 194V193H78ZM165 194V193H164ZM223 194H226V193H223ZM229 194V195H230ZM65 196H66V194H64ZM76 195V194H75ZM234 195V194H233ZM259 195V194H258ZM19 196V195H18ZM68 196V195H67ZM80 196V195H79ZM78 196V197H79ZM101 196V195H100ZM103 196H105L104 194H103ZM108 196H110V195H108ZM69 197V196H68ZM73 197V196H72ZM106 197V196H105ZM242 197H244V196H242ZM37 198V197H36ZM71 198V197H70ZM102 198H104V197H102ZM257 198V197H256ZM5 199H10V198H5ZM67 199H69V198H67ZM159 199H161V198H159ZM158 199V200H159ZM240 199V198H239ZM243 199V201H245L244 200V198H242ZM100 200V199H99ZM109 200V199H108ZM146 200H148V199H146ZM150 200V199H149ZM148 200V201H149ZM5 201V200H4ZM9 201V204H11L12 203V201L11 200H8ZM8 201L6 200V202L8 203ZM11 201V202H10ZM67 201V200H66ZM69 201V200H68ZM74 201V200H73ZM152 201V200H151ZM160 201V200H159ZM159 201H158V203H159ZM239 201V200H238ZM255 201V200H254ZM6 202H4V203H6ZM36 202V201H35ZM114 202V201H113ZM154 202V201H153ZM155 202H157V200L155 201ZM242 202V201H241ZM19 203V202H18ZM74 203V202H73ZM102 203V202H101ZM106 203V202H105ZM116 203V202H115ZM142 203V206H147V204L145 203V202H141ZM143 203L145 204V205H143ZM149 204H150V202H148ZM237 203V202H236ZM244 203V202H243ZM250 203V202H249ZM13 204V203H12ZM37 204V203H36ZM140 204V203H139ZM152 204H154L155 205V203H152ZM152 204H150L151 205V207H152ZM7 205V204H6ZM34 205V204H33ZM69 205V204H68ZM67 204H66V206H68ZM73 205V204H72ZM84 205V204H83ZM113 205V204H112ZM234 205V204H233ZM245 204H243V206H244ZM71 206V205H70ZM137 206V205H136ZM35 207V206H34ZM75 207V206H74ZM139 207H141V205L139 206ZM148 207V206H147ZM158 207V206H157ZM230 207V206H229ZM240 207V206H239ZM251 207V206H250ZM70 208V207H69ZM78 208V207H77ZM87 208V207H86ZM114 208V207H113ZM142 208V207H141ZM144 208V207H143ZM154 208V207H153ZM152 208V209H153ZM168 208V207H167ZM228 208V207H227ZM244 208V207H243ZM109 209V208H108ZM137 209V208H136ZM135 209V210H136ZM169 209V208H168ZM245 209H246V207H245ZM252 209V208H251ZM65 210V209H64ZM142 210V209H141ZM154 210V209H153ZM152 210V211H153ZM157 210V209H156ZM241 210V209H240ZM247 210V209H246ZM253 210V209H252ZM67 211V210H66ZM66 211H65V213H66ZM74 211V210H73ZM98 211V210H97ZM138 211H140V209L138 208ZM158 211V210H157ZM171 211H173V210H171ZM226 211V210H225ZM232 211H234V210H232ZM253 211H255V210H253ZM75 212V211H74ZM110 212V211H109ZM117 212V211H116ZM115 212V213H116ZM119 212V211H118ZM137 212V211H136ZM141 212H143V210L141 211ZM140 212V213H141ZM144 212H145V210H144ZM143 212V213H144ZM147 212H148V209H147ZM147 212H146V214H147ZM154 212V211H153ZM168 213L167 214H169V211H167ZM236 212V211H235ZM244 213H246V211H243ZM19 213V212H18ZM79 213H81V211L79 212ZM99 213H101V211L99 212ZM103 213V212H102ZM139 213V212H138ZM139 213V215H140V217L141 218H144L145 217V213H144V217H142L141 216V214ZM150 213H151V210H150ZM149 213V214H150ZM156 213H158V212H156ZM171 213V212H170ZM173 213V212H172ZM248 213V212H247ZM263 213V212H262ZM71 214V213H70ZM167 214H166V216H167ZM259 214V213H258ZM75 215V214H74ZM73 215V216H74ZM96 215V214H95ZM158 215V214H157ZM175 215V214H174ZM236 215V214H235ZM237 215H239V213L237 214ZM5 216H8L7 214H5ZM98 216H100V215H98ZM137 216V215H136ZM151 216V215H150ZM240 216V215H239ZM244 216V215H243ZM248 216V215H247ZM257 216V215H256ZM147 217H148V215H147ZM165 217V216H164ZM255 217V216H254ZM2 218V217H1ZM6 218V217H5ZM12 218V217H11ZM75 218V217H74ZM94 218V217H93ZM146 218V217H145ZM145 218H144V220H145ZM150 218V217H149ZM167 218H168V216H167ZM169 218L171 219V217L169 216ZM239 218V217H238ZM242 218V217H241ZM246 218V217H245ZM25 219V218H24ZM36 219V218H35ZM100 219H101V216H100ZM151 219V218H150ZM155 219V218H154ZM234 219V218H233ZM248 219V218H247ZM8 220V219H7ZM6 220V221H7ZM94 220V219H93ZM92 220V221H93ZM102 220V219H101ZM113 220V219H112ZM137 220V219H136ZM143 220V219H142ZM152 220V219H151ZM166 220V219H165ZM164 220V221H165ZM169 220V219H168ZM230 220V219H229ZM3 221V220H2ZM15 221V220H14ZM88 221V220H87ZM97 221V220H96ZM110 221V220H109ZM134 221V220H133ZM160 221V220H159ZM228 220H226V222H227ZM245 221V220H244ZM256 221V220H255ZM64 222V221H63ZM101 222V221H100ZM103 222V221H102ZM107 222V221H106ZM144 222H146V221H144ZM149 221H147V223H148ZM171 223L169 224V225H171V227L172 228H170L171 230H173V232H174V230L178 233V234H176L177 236H178V239H176L174 242H173V245H172V247H171V249H170V252H173V254H174V256L175 257H177V260L178 259H180L181 261H182V264L183 263H188V260H187V258L186 257H188V256H186L185 257V255H186V253H185V255H184V247H183V240H184V235H183V233H182V230H181V227H180V225H179V222H177V221H173V219H172V221H170ZM234 222V221H233ZM4 223V221L2 222V224ZM8 224H9V222H7ZM11 223V222H10ZM104 223H105V221H104ZM264 223V222H263ZM1 224V225H2ZM19 224V223H18ZM61 224V223H60ZM136 224V223H135ZM134 224V225H135ZM225 224V223H224ZM234 224V223H233ZM249 224V223H248ZM79 225H81V224H79ZM104 225V224H103ZM107 225V224H106ZM137 225V224H136ZM139 225V224H138ZM137 225V226H138ZM146 225V224H145ZM222 225V224H221ZM257 225V224H256ZM3 226H4V224H3ZM84 226H85V223H84ZM102 226V225H101ZM109 226H111V224H109ZM116 226V225H115ZM130 226V225H129ZM242 226V225H241ZM1 227V226H0ZM92 227V226H91ZM108 227V226H107ZM131 227V226H130ZM133 227H136V226H133ZM148 227V226H147ZM229 227V226H228ZM4 228V227H3ZM31 228V227H30ZM61 228V227H60ZM103 228V227H102ZM240 228V227H239ZM256 227H254V229H255ZM258 228V227H257ZM261 228V227H260ZM1 229V228H0ZM82 229V228H81ZM106 229V228H105ZM105 229H104V231H105ZM111 229V228H110ZM131 229V228H130ZM248 229V228H247ZM2 230V229H1ZM1 230H0V232H1ZM24 230V229H23ZM86 230V229H85ZM92 230V229H91ZM108 230V229H107ZM114 230V229H113ZM123 230V229H122ZM156 230V229H155ZM243 230V229H242ZM257 230V229H256ZM21 231V230H20ZM81 231V230H80ZM97 231V230H96ZM111 231V230H110ZM148 231V230H147ZM236 231V230H235ZM249 231V230H248ZM254 231V230H253ZM28 232V231H27ZM32 232V231H31ZM30 232V233H31ZM79 232V231H78ZM82 232V231H81ZM80 232V233H81ZM88 233H89V231H87ZM118 232V231H117ZM124 232V231H123ZM255 232V231H254ZM94 233H95V231H94ZM107 233V232H106ZM167 233V232H166ZM259 233V232H258ZM257 233V234H258ZM263 233V232H262ZM57 235H58V233H56ZM62 234V233H61ZM91 234V233H90ZM97 234V237H98V234H100V232H97L96 233ZM102 234L103 233H101L100 234V237L102 236ZM114 234V233H113ZM252 234V233H251ZM254 234V233H253ZM60 235V234H59ZM58 235V236H59ZM93 235V234H92ZM244 235V234H243ZM248 235V234H247ZM250 235V234H249ZM1 236V235H0ZM19 236V235H18ZM76 236V235H75ZM90 236V235H89ZM108 236V235H107ZM156 236V235H155ZM227 236V235H226ZM86 237V236H85ZM166 237V236H165ZM171 237V236H170ZM94 238V237H93ZM105 238V237H104ZM115 238V237H114ZM117 238V237H116ZM121 238V237H120ZM172 238V237H171ZM239 238V237H238ZM251 237H249V239H250ZM97 239V238H96ZM99 239V238H98ZM102 239V238H101ZM246 239V238H245ZM253 239V238H252ZM77 240V239H76ZM103 240V239H102ZM105 240V239H104ZM119 240V239H118ZM169 240V239H168ZM229 240V239H228ZM255 240V239H254ZM92 241V240H91ZM100 241V240H99ZM107 241H109L110 242V239L109 240H107ZM119 241H121V240H119ZM163 241V240H162ZM76 242V241H75ZM82 242V241H81ZM106 242V241H105ZM104 242V243H105ZM117 242V241H116ZM116 242H114V243H116ZM128 242V241H127ZM159 242V241H158ZM165 242V241H164ZM102 243V242H101ZM113 243V242H112ZM119 243V242H118ZM121 243V242H120ZM130 243V242H129ZM150 243V242H149ZM242 243V242H241ZM250 243V242H249ZM254 243V242H253ZM111 244V243H110ZM133 244V243H132ZM154 244V243H153ZM228 244V243H227ZM248 244V243H247ZM75 245V244H74ZM94 245V244H93ZM97 245V244H96ZM109 245V244H108ZM115 245V244H114ZM157 245V244H156ZM203 245V244H202ZM254 245V244H253ZM115 246H117V245H115ZM119 246V245H118ZM153 246V245H152ZM67 247V246H66ZM97 247H100V246H97ZM96 247V248H97ZM103 247L104 248H106L107 247V245H106V247H105V244L103 245ZM103 247H102V249H103ZM166 247V246H165ZM204 247V246H203ZM230 247V246H229ZM120 248V247H119ZM249 248V247H248ZM54 249V248H53ZM102 249H100V251L102 250ZM154 249H156V247L154 248ZM205 249V248H204ZM96 250V249H95ZM160 250V249H159ZM162 250V249H161ZM228 250V249H227ZM53 251H55V249L53 250ZM61 251H63V250H61ZM91 251V250H90ZM89 251V252H90ZM99 251V253H101L102 251V253H104L105 254V251L104 250H102L101 252ZM108 251H109V249H108ZM112 251V250H111ZM116 251V250H115ZM118 251V250H117ZM208 251V250H207ZM232 251V250H231ZM230 251V252H231ZM51 252V251H50ZM72 252V251H71ZM122 252V251H121ZM121 252H119V253H121ZM159 252V251H158ZM229 252V251H228ZM14 253V252H13ZM62 253V252H61ZM116 253H118V252H116ZM156 253V252H155ZM161 253V252H160ZM205 253H209V252H205ZM60 254V253H59ZM65 254H67V252L65 253ZM88 254V253H87ZM86 254V255H87ZM95 254H96V252H95ZM115 254V253H114ZM157 254V253H156ZM56 255V254H55ZM85 255V256H86ZM97 255H98V252H97ZM154 255V254H153ZM158 255V254H157ZM162 255V254H161ZM204 255V254H203ZM101 256V255H100ZM106 256V255H105ZM148 256V255H147ZM150 256V255H149ZM160 256V255H159ZM171 256V255H170ZM204 256H206V255H204ZM204 256H203V258H204ZM207 257H208V255H207ZM95 258V257H94ZM118 258V257H117ZM152 258V257H151ZM171 258H172V256H171ZM209 258V257H208ZM55 259V258H54ZM82 259L84 260V258L82 257ZM87 259H88V257H87ZM114 259V258H113ZM122 259V258H121ZM51 260V259H50ZM152 260V259H151ZM155 260V259H154ZM85 261V260H84ZM117 261V260H116ZM138 261V260H137ZM210 261V260H209ZM76 262V261H75ZM115 262V261H114ZM119 262V261H118ZM87 263V262H86ZM89 263V262H88ZM152 263V262H151ZM174 263H176V262H174ZM178 263V262H177ZM176 263V264H177ZM180 263V262H179ZM178 263V264H179ZM81 264V263H80ZM99 264V263H98ZM157 264V263H156Z\"/></svg>",
    "mask_w": 264,
    "mask_h": 264
}]
</instances>
